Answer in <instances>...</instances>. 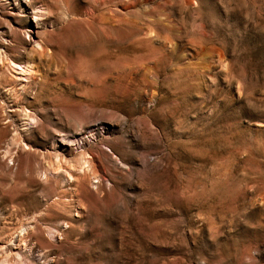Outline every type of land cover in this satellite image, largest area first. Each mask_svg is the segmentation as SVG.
I'll return each instance as SVG.
<instances>
[{
	"label": "rangeland",
	"instance_id": "1",
	"mask_svg": "<svg viewBox=\"0 0 264 264\" xmlns=\"http://www.w3.org/2000/svg\"><path fill=\"white\" fill-rule=\"evenodd\" d=\"M22 1L0 264H264V0Z\"/></svg>",
	"mask_w": 264,
	"mask_h": 264
},
{
	"label": "bare ground",
	"instance_id": "2",
	"mask_svg": "<svg viewBox=\"0 0 264 264\" xmlns=\"http://www.w3.org/2000/svg\"><path fill=\"white\" fill-rule=\"evenodd\" d=\"M12 1H14V0H8V1H6V0H0V4L2 5V6H4V7H9V6H11L12 4H14V3H12ZM26 2V0L25 1H22V2H20L19 4H18V7H17V10L20 12L22 9H23V6H21V3H25ZM29 4V3H28ZM16 6V5H15ZM24 10V9H23ZM43 11V10H42ZM42 11L41 12H37V13H33L32 14V17H33V22H35L37 25L41 22V19L39 18V17H41L42 15H43V13H42ZM43 24V23H42ZM35 25V24H34ZM36 25V26H37ZM32 26V25H31ZM28 28H31V27H28ZM6 30V29H5ZM5 30H3V29H0V51L5 47V46H7V47H10V45L11 44H14L15 42L14 41H9L8 42V38L6 39V35H13L14 34V32L12 31V30H8V31H5ZM30 30V29H29ZM28 35V32L26 31L24 34H23V41L25 42L26 41V36ZM38 47H40V46H38ZM5 50V49H4ZM13 64V63H12ZM13 65H15V64H13ZM28 66V65H27ZM25 67V69H23V67H20V65H18V66H16V69H18V70H20L21 72H27V73H29L30 74V71H31V68L30 67ZM30 78V77H29Z\"/></svg>",
	"mask_w": 264,
	"mask_h": 264
}]
</instances>
